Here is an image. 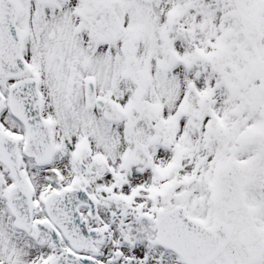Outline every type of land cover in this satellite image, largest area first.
<instances>
[{
    "label": "snow or ice",
    "instance_id": "obj_1",
    "mask_svg": "<svg viewBox=\"0 0 264 264\" xmlns=\"http://www.w3.org/2000/svg\"><path fill=\"white\" fill-rule=\"evenodd\" d=\"M0 264H264V0H0Z\"/></svg>",
    "mask_w": 264,
    "mask_h": 264
}]
</instances>
